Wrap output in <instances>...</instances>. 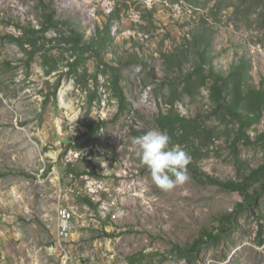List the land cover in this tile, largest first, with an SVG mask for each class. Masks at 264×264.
Instances as JSON below:
<instances>
[{"label": "rangeland", "instance_id": "374dc122", "mask_svg": "<svg viewBox=\"0 0 264 264\" xmlns=\"http://www.w3.org/2000/svg\"><path fill=\"white\" fill-rule=\"evenodd\" d=\"M128 5L112 27L110 69L88 63L99 80L90 92L65 65L47 76L41 54L28 63L8 36H22L19 26L40 30L44 14L55 12L90 40L116 0H0V264H131L134 257L136 264H264V187L256 185L245 197L208 182L241 181L240 168L248 175L264 163V113L241 137L238 122L226 126L213 113L211 81L194 97L183 92L194 62L172 72L162 58L182 43V25L208 17L214 1ZM155 7L152 22L148 10ZM63 34L69 35L64 24L41 43L50 48ZM134 42L141 44L137 58ZM212 56L224 71L251 60V83L264 87L261 19L221 11ZM116 68L128 102L123 113L109 82ZM175 86L181 116L215 130L213 143L194 161L206 183L187 167L173 179L160 169L173 159L157 119L168 112ZM61 207L74 212L66 253L56 242ZM201 238L189 256L184 248Z\"/></svg>", "mask_w": 264, "mask_h": 264}, {"label": "trees", "instance_id": "16d2710c", "mask_svg": "<svg viewBox=\"0 0 264 264\" xmlns=\"http://www.w3.org/2000/svg\"><path fill=\"white\" fill-rule=\"evenodd\" d=\"M132 0H116L115 9L109 14L102 13L103 28L98 27L95 34L90 40H86L84 35L75 28L73 24L57 20L55 12H46L40 30L33 25L19 26L23 32L20 37L13 35L8 36V40L18 45L28 56V63L35 60L36 56L41 54L42 66L47 76H51L61 71V67L68 69L67 75L74 76L75 82L84 88L93 91L94 87H99L97 73H89L88 63L93 62L96 69L101 66L110 69L107 63L109 48L114 44L112 35L113 25L121 21L123 11L130 9L128 3ZM182 0H171L172 3H179ZM214 5L209 10L208 17L200 18L196 22L188 21L182 25L187 28L186 35L182 38V43L177 44L173 49H167L162 53V58L169 68L173 71L180 72L186 62H194L193 71L184 78L183 92L190 97L199 93L202 87H207L208 81L212 84L210 89V100L214 105V114L219 117L220 121L228 126L230 123L239 124V132L244 137V129L259 122L264 113V87H256L251 83V60L242 58L237 65H233L227 71L218 69L213 65V36L215 26L218 23L221 11L233 9L236 16L242 19H249L257 15L263 22L264 29V0H213ZM40 4H43L40 1ZM193 8H199L191 4ZM158 7L148 10L150 20L154 22L153 13L158 12ZM195 15L198 12L194 10ZM208 18L215 19L211 23ZM66 25L69 35L63 34L50 48H46L41 41L47 40L46 35L52 29H58L60 25ZM141 44L134 42L135 57H138ZM55 52V54H53ZM114 76L110 79V87L114 89L116 98L119 101L120 113L128 110L127 98L120 86L121 74L118 68L114 69ZM106 73V71H104ZM60 85L58 80L53 86L51 96L57 101V91ZM172 97L166 101L168 112H161L157 124L159 128L168 136L166 145L169 153L172 155V163H164L160 168L167 171L173 179L179 176V169L187 167L193 170L196 179L206 183L202 177L198 176L199 169L194 161H198L203 154V149L208 144L213 143L215 130L207 128L199 119H188L181 116L175 108L179 100L177 88L172 87ZM93 95V92L91 93ZM91 102L95 96H91ZM96 95V94H95ZM264 141V137L259 139ZM184 154V156H183ZM186 158V160H185ZM241 181L221 182L209 178L208 182L218 185L226 190L239 192L245 197L250 196V190L256 185L264 187V163L257 169L250 170L246 175L243 168L239 169ZM213 238L212 235H210ZM204 239L196 241L192 245H187L184 251L189 256L197 252ZM263 244V241H260ZM177 251L179 247H176ZM151 257H156L154 254ZM191 259V257H188ZM137 258H131L130 263L136 264Z\"/></svg>", "mask_w": 264, "mask_h": 264}, {"label": "built area", "instance_id": "2783aa9c", "mask_svg": "<svg viewBox=\"0 0 264 264\" xmlns=\"http://www.w3.org/2000/svg\"><path fill=\"white\" fill-rule=\"evenodd\" d=\"M58 216L59 226L56 242L58 243V249L66 253L67 244L73 236L74 212L68 207H61L59 209Z\"/></svg>", "mask_w": 264, "mask_h": 264}]
</instances>
